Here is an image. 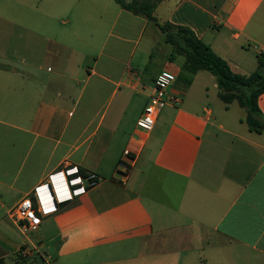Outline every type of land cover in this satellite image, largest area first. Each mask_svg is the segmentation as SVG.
I'll list each match as a JSON object with an SVG mask.
<instances>
[{
    "label": "crops",
    "instance_id": "crops-1",
    "mask_svg": "<svg viewBox=\"0 0 264 264\" xmlns=\"http://www.w3.org/2000/svg\"><path fill=\"white\" fill-rule=\"evenodd\" d=\"M81 1H65L61 26L77 4L95 2L103 34L90 61L68 40L85 34L27 27L20 13L0 10V261L264 264V130L228 116L232 103L218 98L214 77L169 61L168 44L139 47L150 25L160 32L152 22L112 0ZM154 17L191 29L236 74L250 75L264 56V0H163ZM162 70L175 75L168 95L181 100L144 132L136 120ZM257 104L264 116V92ZM124 150L126 179L117 165ZM69 169L99 182L68 197L63 176L49 177ZM47 183L39 196L49 212L21 232L10 212Z\"/></svg>",
    "mask_w": 264,
    "mask_h": 264
},
{
    "label": "trees",
    "instance_id": "trees-1",
    "mask_svg": "<svg viewBox=\"0 0 264 264\" xmlns=\"http://www.w3.org/2000/svg\"><path fill=\"white\" fill-rule=\"evenodd\" d=\"M112 1L122 10L143 17L157 27L164 36L165 43L171 47L169 61H173L176 56H181L184 59L183 70L191 74L205 71L212 75L217 86L218 98L226 106L236 102L244 110L243 122L250 132L259 134L264 130V116L257 104L259 96L264 92V56L257 57V69L250 75L236 74L231 71L226 61L197 38L188 27L169 22L158 23L154 17V10L163 0ZM77 175L86 176L82 170H79ZM17 260L19 264L25 261L21 255H18ZM0 264H3L2 261Z\"/></svg>",
    "mask_w": 264,
    "mask_h": 264
},
{
    "label": "rangeland",
    "instance_id": "rangeland-1",
    "mask_svg": "<svg viewBox=\"0 0 264 264\" xmlns=\"http://www.w3.org/2000/svg\"><path fill=\"white\" fill-rule=\"evenodd\" d=\"M65 1L66 0H60L57 4H55L50 2L41 3L38 0H0V10L11 14L12 17L20 13L21 18L19 20L27 27L35 29L37 27H41L45 32L54 29L53 31L56 30L55 32L63 31L64 33H68L69 29H74L79 34H85L82 35L84 37L82 42L70 41V39L68 40L76 49L77 58L85 55L87 60L90 61L99 51L97 42H99V39L103 34V18L100 19L98 16L99 12L92 9L95 6V2L90 3L89 9L86 11L79 8L81 4H77V7H74V10L72 11L71 23L61 26V23H66L68 21L66 14L64 13L68 10V4ZM86 1L87 0H82L81 3H85ZM97 3L101 5V3L103 4V0H98ZM56 5H58L59 9H55ZM41 10L43 12L47 11L51 13L53 17L52 21L41 17L39 14ZM88 33H91L92 36L88 35ZM84 42L89 43L90 45L84 44ZM145 43H151L153 45L160 43L163 47L170 48L162 41L161 33L155 31L153 25H150V27L140 36L138 42L139 47ZM133 45L134 44H132V46ZM156 49L157 48L155 47L153 51L154 54H158ZM177 58L183 59L181 56H178ZM82 104H84V99L81 101V105ZM226 114L235 120L239 117L243 118L245 112L237 105L236 102H233L232 105L229 106V111Z\"/></svg>",
    "mask_w": 264,
    "mask_h": 264
},
{
    "label": "built area",
    "instance_id": "built-area-1",
    "mask_svg": "<svg viewBox=\"0 0 264 264\" xmlns=\"http://www.w3.org/2000/svg\"><path fill=\"white\" fill-rule=\"evenodd\" d=\"M175 81V75L167 70H162L154 79L152 89L148 95V100L143 108L142 113L136 120V127L144 132H149L153 129L155 122L167 104L178 105L180 103V96L178 94L168 95V90ZM132 161L129 150H124L121 160L118 162V169L123 179H126L129 173V162ZM78 171L65 170L49 177V182L54 180V177L61 175L63 180L69 185L67 191L68 197L72 194L84 193L87 189L94 187L99 178L94 174H87L85 177L77 175ZM77 175L73 177V175ZM48 182V183H49ZM42 185L35 188L31 196L23 198L15 208L10 212L11 219L18 225L21 232L26 233L29 228L36 227L40 222V215L46 214L49 210L44 207L43 202L39 196V190L43 187L48 188L49 184ZM61 200L56 198V202ZM24 250V249H23ZM22 250V253H24Z\"/></svg>",
    "mask_w": 264,
    "mask_h": 264
},
{
    "label": "clouds",
    "instance_id": "clouds-1",
    "mask_svg": "<svg viewBox=\"0 0 264 264\" xmlns=\"http://www.w3.org/2000/svg\"><path fill=\"white\" fill-rule=\"evenodd\" d=\"M64 181V184H65V188L67 191H69V185L67 184V182L65 180ZM49 196H50V201L51 203L53 204L54 201L56 200L57 198V193H56V189L54 187H52V184L50 183V188H49Z\"/></svg>",
    "mask_w": 264,
    "mask_h": 264
}]
</instances>
